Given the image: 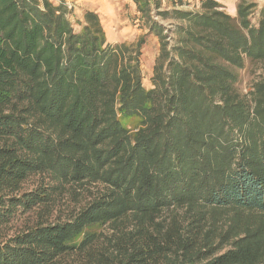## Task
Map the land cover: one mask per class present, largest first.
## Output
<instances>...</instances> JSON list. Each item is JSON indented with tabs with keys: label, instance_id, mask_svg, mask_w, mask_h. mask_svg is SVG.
Returning <instances> with one entry per match:
<instances>
[{
	"label": "trees",
	"instance_id": "obj_1",
	"mask_svg": "<svg viewBox=\"0 0 264 264\" xmlns=\"http://www.w3.org/2000/svg\"><path fill=\"white\" fill-rule=\"evenodd\" d=\"M129 1L135 44H110L97 13L73 21L64 0H0V227L41 211L0 239V264H264V77L236 89L264 64V6ZM33 175L51 185L22 192ZM87 187L74 216L42 218Z\"/></svg>",
	"mask_w": 264,
	"mask_h": 264
},
{
	"label": "rangeland",
	"instance_id": "obj_2",
	"mask_svg": "<svg viewBox=\"0 0 264 264\" xmlns=\"http://www.w3.org/2000/svg\"><path fill=\"white\" fill-rule=\"evenodd\" d=\"M57 3L56 0H51ZM72 10V20H81L83 11H93L100 17L103 25L106 39L110 44L116 43H132L135 44L140 36L145 35V30L142 27L140 18L133 14L135 10H131L127 0H64ZM189 5L185 6L186 10H195L196 0H189ZM225 2L228 6L229 1ZM239 1V0H238ZM237 1V3H238ZM256 6V12L264 6V0H249ZM167 2L163 3L162 7L165 9ZM256 19V15L251 17L252 22ZM160 20V19H159ZM161 24L168 28L170 22L167 20H160ZM141 74L142 83L145 88L151 87L150 77L154 59L158 52V42L153 36H147L144 44L141 46ZM264 77V64H250L246 63L245 67L238 71V81L236 84L237 91L244 95L253 81ZM39 184L51 185L47 177L41 175H33L28 178L22 185V192L31 191ZM97 187H87L82 191L67 190L62 194H54L56 197L54 205L49 212V215L42 218L49 222H60L74 216L76 212L85 205L87 201L95 194ZM37 214H41L38 209H34L27 213H19L8 224L0 227V239H6L14 234L22 231L26 227L32 226L39 222Z\"/></svg>",
	"mask_w": 264,
	"mask_h": 264
},
{
	"label": "crops",
	"instance_id": "obj_3",
	"mask_svg": "<svg viewBox=\"0 0 264 264\" xmlns=\"http://www.w3.org/2000/svg\"><path fill=\"white\" fill-rule=\"evenodd\" d=\"M215 1H217L223 7L224 11L228 15H230L231 17H235L236 16V5H237V1L238 0L229 1V5L228 6L225 4V2H221L220 0H215ZM127 3H129V7H131L130 8L131 10H135L133 4L129 0H127ZM133 14L136 16V18L138 20L139 15L136 13V11H134Z\"/></svg>",
	"mask_w": 264,
	"mask_h": 264
},
{
	"label": "built area",
	"instance_id": "obj_4",
	"mask_svg": "<svg viewBox=\"0 0 264 264\" xmlns=\"http://www.w3.org/2000/svg\"><path fill=\"white\" fill-rule=\"evenodd\" d=\"M182 1H185V0H182ZM68 5V4H67ZM68 7H69V5H68ZM137 22H138V20H137Z\"/></svg>",
	"mask_w": 264,
	"mask_h": 264
}]
</instances>
